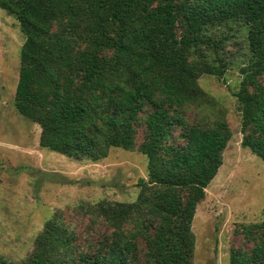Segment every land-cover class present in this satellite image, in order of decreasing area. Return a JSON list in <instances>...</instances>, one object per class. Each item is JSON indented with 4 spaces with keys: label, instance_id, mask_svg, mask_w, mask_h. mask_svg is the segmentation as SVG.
Masks as SVG:
<instances>
[{
    "label": "trees",
    "instance_id": "1",
    "mask_svg": "<svg viewBox=\"0 0 264 264\" xmlns=\"http://www.w3.org/2000/svg\"><path fill=\"white\" fill-rule=\"evenodd\" d=\"M0 8L25 36L15 107L41 127V148L92 161L111 147L138 148L148 169L136 199L90 206L109 226L95 239L52 217L27 257L0 264H194L193 219L232 130L224 110L199 121L187 111L215 107L199 79L223 81L226 46L244 41L233 95L242 146L264 161V0H0ZM241 231L252 247L232 249L229 264H264V212Z\"/></svg>",
    "mask_w": 264,
    "mask_h": 264
},
{
    "label": "rangeland",
    "instance_id": "2",
    "mask_svg": "<svg viewBox=\"0 0 264 264\" xmlns=\"http://www.w3.org/2000/svg\"><path fill=\"white\" fill-rule=\"evenodd\" d=\"M24 41L17 19L0 8V256L13 262L31 253L36 235L52 217L70 224L83 240L107 231L108 224L90 206L136 199L139 178L148 175L147 156L138 148L111 147L99 161L41 148V127L15 107ZM243 42L226 46L232 63L223 81L207 74L199 79L215 107L187 111L191 121H199L224 110L232 130L223 164L193 219L194 264H229L232 249L252 247L242 225L263 217L264 161L242 146L240 105L233 95L242 78L237 62L243 59ZM144 135L140 128L138 145Z\"/></svg>",
    "mask_w": 264,
    "mask_h": 264
}]
</instances>
